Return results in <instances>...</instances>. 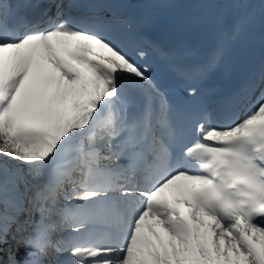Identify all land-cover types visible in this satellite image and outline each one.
Wrapping results in <instances>:
<instances>
[{"label":"snow or ice","instance_id":"6c2138e0","mask_svg":"<svg viewBox=\"0 0 264 264\" xmlns=\"http://www.w3.org/2000/svg\"><path fill=\"white\" fill-rule=\"evenodd\" d=\"M32 8L0 0V264H264V67L178 116L105 0ZM158 52L191 85L223 43Z\"/></svg>","mask_w":264,"mask_h":264},{"label":"bare ground","instance_id":"6f19581e","mask_svg":"<svg viewBox=\"0 0 264 264\" xmlns=\"http://www.w3.org/2000/svg\"><path fill=\"white\" fill-rule=\"evenodd\" d=\"M207 2L216 15L230 26L235 25L242 18H249L254 14L257 6L264 4V0H207ZM172 106L176 109L175 105Z\"/></svg>","mask_w":264,"mask_h":264}]
</instances>
